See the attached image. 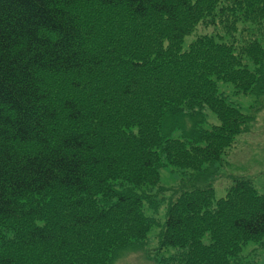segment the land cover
Segmentation results:
<instances>
[{
  "label": "trees",
  "instance_id": "1",
  "mask_svg": "<svg viewBox=\"0 0 264 264\" xmlns=\"http://www.w3.org/2000/svg\"><path fill=\"white\" fill-rule=\"evenodd\" d=\"M84 5L125 21L98 27ZM220 82L264 94V0H0V221L22 223L0 264H109L145 241L161 170L205 171L250 120ZM214 198L173 192L158 250L246 264L264 194L238 179Z\"/></svg>",
  "mask_w": 264,
  "mask_h": 264
},
{
  "label": "rangeland",
  "instance_id": "2",
  "mask_svg": "<svg viewBox=\"0 0 264 264\" xmlns=\"http://www.w3.org/2000/svg\"><path fill=\"white\" fill-rule=\"evenodd\" d=\"M93 5L83 6L80 10L82 18L89 23H107L108 20L125 21L124 15L120 12L111 13L108 10L92 8ZM87 27V25H86ZM99 27V25H98ZM102 28V26H100ZM212 27H199L195 33L186 37L185 46L188 45L197 35L210 33ZM198 32V33H197ZM99 43V42H98ZM219 87L228 94L229 99L238 104L241 111L250 117L246 127L235 139V146H231L222 154L219 161L207 163L203 172L182 171L178 168L167 167L161 170V192L155 189L150 191L153 194L151 202L145 204V212L148 216L154 217L155 223L151 227L147 239L141 243H134L116 251L109 264H181L179 262V250L169 247V250L162 252L158 250V233L161 231L165 218L168 197L173 192H178L181 187L198 186L212 187L216 201L225 196L228 188L238 179H250L256 186L259 193L264 194V94H235V87L228 82H220ZM208 120L210 123H218V119L210 110ZM196 173V174H189ZM200 178V180H199ZM194 180V181H193ZM199 180V181H198ZM7 224V225H5ZM21 224L3 223L0 221V246L2 243L14 242L18 238ZM1 250V249H0ZM240 262L246 264H264V236L244 243L241 250Z\"/></svg>",
  "mask_w": 264,
  "mask_h": 264
}]
</instances>
